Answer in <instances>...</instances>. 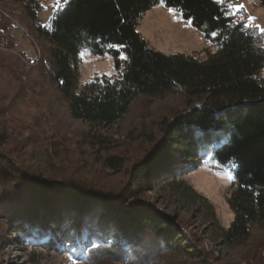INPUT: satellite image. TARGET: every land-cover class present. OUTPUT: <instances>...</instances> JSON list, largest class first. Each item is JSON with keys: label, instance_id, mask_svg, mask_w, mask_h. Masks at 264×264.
<instances>
[{"label": "trees", "instance_id": "obj_1", "mask_svg": "<svg viewBox=\"0 0 264 264\" xmlns=\"http://www.w3.org/2000/svg\"><path fill=\"white\" fill-rule=\"evenodd\" d=\"M159 3L215 52L201 59L151 48L138 24ZM258 3L264 8V0ZM42 8V0H0V244L53 247L49 264L65 254L69 237L75 250L68 264H231L205 250L208 237L229 249L250 247L258 237L253 247H264V46L255 32L218 0H63L48 24L38 20ZM16 25L40 51L26 64L36 74L27 82ZM84 50L110 57L114 75L80 85L74 63ZM43 88L52 106L88 127L83 136L54 130L44 114L18 127L13 122L18 130L9 125L8 114L44 108ZM169 97L181 105L150 117L156 128L142 133L138 153L111 152L101 130L125 117L138 98ZM67 142L92 163L67 162ZM197 159L231 162L232 219L225 230L208 198L180 179L177 169ZM154 191L177 216L158 210L149 196ZM187 214L207 228L193 231L199 228Z\"/></svg>", "mask_w": 264, "mask_h": 264}, {"label": "rangeland", "instance_id": "obj_2", "mask_svg": "<svg viewBox=\"0 0 264 264\" xmlns=\"http://www.w3.org/2000/svg\"><path fill=\"white\" fill-rule=\"evenodd\" d=\"M62 1L63 0H42L43 8L38 14V20L43 24H48L49 19L60 7ZM223 3L227 5L230 14L235 6H240L234 16L235 21L243 22L246 27L255 32L261 40V45L264 46V31H261L264 30V8L260 7L258 0H223ZM169 9L170 8H166L162 3H159L148 11L139 21L138 31L151 48L164 54L193 55L201 59L205 58L208 52H215L216 49L214 46L206 40L201 33L193 29L189 22L181 20L174 9L172 12H169ZM24 34L27 35L21 26L16 25V27L12 29V35L18 42L17 50L23 54L20 73L23 81L27 82L30 79H35L36 74L27 67L26 64L38 58L40 51L37 48H33V40L30 37H27L28 40L22 38ZM30 43H32L33 46ZM74 68L80 85L85 84L95 76H112L115 73L113 61L110 57H94L90 55L87 50L80 52L77 62L74 63ZM262 76L264 77V70ZM45 89L43 88L44 93L42 94V98H39L44 108L42 107L39 112L31 108L20 110L13 118L8 114L9 125H12L14 122L18 127L27 121V117L28 121L31 116H34L33 118L36 120L35 114H44L43 117L46 119V123L49 121V124H51L52 127L54 126V130H60L70 135L69 137L71 139L83 136L85 132L88 131V127L85 124L71 120L67 115L66 109L63 107L52 106L50 90ZM179 105H181L179 100L174 97L164 99L138 98L125 117L119 122L101 130L100 134L109 141V148L113 154L116 153L122 156L125 154L124 156H126L138 153L140 151L139 147L144 144V134L142 133L153 132L156 128V119L154 120L150 117L154 116L153 118H156L160 114L172 112L173 109L177 108ZM46 107L51 110L46 109ZM17 127L12 125L14 130L17 129ZM53 132L54 131L51 130V134ZM83 147L87 149L85 146ZM66 149L67 154L65 157L67 162L74 164V166L80 165L78 162L80 158L92 163L90 158L82 154L78 146L67 142ZM196 162L197 163L191 164L188 169H177L181 171L180 179L190 185L197 193L208 198L215 210L219 227L225 230L232 219L231 211L226 203V196L231 189V162L222 164L214 162L207 165H199V159H197ZM83 163L87 164L86 162ZM85 166H83V168ZM149 196L159 211L165 212L167 215L171 216L178 215L177 211H175L173 207L166 205L159 197L160 195L155 191L150 192ZM182 214L183 213H180L179 216ZM186 216L191 220L194 228H199V230L193 229V231L200 233L207 228L206 225H201L197 219H194L192 215L187 214ZM66 226L67 223L64 222L63 227ZM94 228H97V225ZM1 229L0 226V231ZM62 230L63 228L58 231V235H60ZM94 230L95 229H91L90 234L94 235V233H96ZM262 239L264 245V236ZM70 240V237L67 238L63 245V250H67L64 252L65 254L50 264H68V259L70 258L69 252H74L75 250L73 247H69L70 245L68 242ZM259 240H261V238L254 237V239L250 241L251 249L249 246L229 249L221 245L219 241L213 242L212 239L208 237L204 243V247L206 251H212L214 256L220 258L223 263L264 264V247H253L257 245ZM52 249L53 247L47 249V247L41 248L37 246L30 248L18 241L11 243L9 247L0 244V264H49L55 254V251L53 252ZM260 249L262 252H259ZM256 250L258 254L252 255Z\"/></svg>", "mask_w": 264, "mask_h": 264}, {"label": "snow or ice", "instance_id": "obj_3", "mask_svg": "<svg viewBox=\"0 0 264 264\" xmlns=\"http://www.w3.org/2000/svg\"><path fill=\"white\" fill-rule=\"evenodd\" d=\"M68 2V0H65V3H67ZM218 2H220V3H223V0H218ZM239 7L240 6H235V8L233 9V11L231 12V15L234 17L235 15H236V12L239 10ZM173 11V9H169V12H172ZM261 31H264V30H261ZM211 35L213 36V37H215L216 36V33H211ZM109 47L110 48H112V49H114L115 51H119V49L122 47V45H109ZM126 57H124L123 55H121L120 56V59H125ZM92 247L93 248H97V247H99L98 245H96V244H93L92 245ZM74 264H75V262H74Z\"/></svg>", "mask_w": 264, "mask_h": 264}]
</instances>
